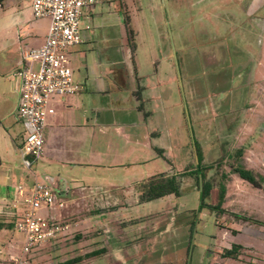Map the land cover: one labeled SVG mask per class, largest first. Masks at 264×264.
I'll use <instances>...</instances> for the list:
<instances>
[{
	"label": "rangeland",
	"instance_id": "obj_1",
	"mask_svg": "<svg viewBox=\"0 0 264 264\" xmlns=\"http://www.w3.org/2000/svg\"><path fill=\"white\" fill-rule=\"evenodd\" d=\"M122 10L131 19L135 51L127 45ZM85 13L91 25L85 34L91 40L70 49L74 80L84 83L89 71L95 89L94 72L95 76H105V68L126 72V65L131 74L140 72L149 78L157 74L158 85L146 90V102L138 98V104L154 110L152 124L162 137L159 146L149 144L145 122L135 119L133 95L139 97L143 91L133 78L126 77V87L119 90L93 93L97 124L87 120L84 126L80 118L92 117L90 111L67 106L74 103L73 97L86 95L82 89L53 95L56 121L50 116L46 155L35 169L57 192L76 187L67 198L73 195L77 203L68 201L57 212L63 221L82 222L33 249L30 264H64L80 257L81 250H107L101 247L104 244L109 246L108 256L103 251L71 264H224L220 253L234 242L232 235L220 231L224 220H232L230 229L236 227L233 220H240L232 212L264 220V0H108L86 8ZM0 35L8 45L17 40L15 30ZM121 42L127 56L109 48ZM178 73L203 156V184L210 185L206 202L221 203L226 212L199 209L197 158ZM103 79L109 82L108 77ZM143 82H148L145 77ZM118 98L123 109H107ZM101 107L106 110L100 112ZM114 118L136 122L140 143L126 144L125 138L114 135V127L107 125ZM13 119L21 140L24 127L17 113ZM113 154L117 164L111 166ZM0 155L11 158L0 168V190L14 192L18 184L31 182V174L18 164L12 143ZM237 167L252 169L261 187L242 179ZM162 173L176 175L182 195L142 198L139 186ZM4 196L0 221L9 222L15 220V208L10 195ZM12 230L5 238L0 235V249L13 242V251L21 252L24 233ZM1 254L0 263L8 262Z\"/></svg>",
	"mask_w": 264,
	"mask_h": 264
},
{
	"label": "built area",
	"instance_id": "obj_2",
	"mask_svg": "<svg viewBox=\"0 0 264 264\" xmlns=\"http://www.w3.org/2000/svg\"><path fill=\"white\" fill-rule=\"evenodd\" d=\"M106 1L32 0L34 16L50 19L45 43L26 50L24 58L27 66L15 73L22 83L17 113L24 127L18 151L21 163L32 180L16 186L12 204L15 208V229L24 233L21 252L10 254L8 262L0 264H30L29 254L33 249L57 239L69 228L68 222L63 221L57 212L65 208L66 201L40 179L35 164L45 153L46 119L55 112L51 97L73 93L83 87L74 80L70 49L84 42L85 10ZM86 28L90 29L91 25ZM40 210L52 213L43 215Z\"/></svg>",
	"mask_w": 264,
	"mask_h": 264
},
{
	"label": "crops",
	"instance_id": "obj_3",
	"mask_svg": "<svg viewBox=\"0 0 264 264\" xmlns=\"http://www.w3.org/2000/svg\"><path fill=\"white\" fill-rule=\"evenodd\" d=\"M3 6H2V14L0 15V34H4L5 30L7 33H12V31H16L17 33V40H14L10 43V45L6 44L4 41L2 35H0V151L8 149L10 147V144L14 146V149L16 151L17 157H18V164H21V157L18 151L19 145L21 140L23 139V135L21 140H18L16 137V134H18L15 131V122L13 119V116L17 113L18 105L21 97V91H22V83L21 79L18 78L15 73L19 70L25 68L27 66V61L24 58V52L29 49L38 48L42 46L47 38L49 27H50V19L49 18H36L33 13L32 9V0H1ZM93 7V6H92ZM83 25L84 30L83 33H87L90 29H87L86 26L90 25L86 13H84L83 17ZM84 36V42L87 43L91 40V35H83ZM123 37V36H122ZM81 43V44H83ZM79 44V45H81ZM109 48L114 47L116 51H121L122 55H126L125 51L123 50V43L121 42L119 45L111 46L109 45ZM14 48V49H13ZM113 49V48H112ZM118 51V53H119ZM127 56V55H126ZM82 57H85V54H82ZM89 58H86L84 63H87V60ZM103 63V60L100 59V64ZM126 64L127 62L124 61ZM87 68H89L91 64H86ZM126 72H122L121 69L118 71L117 69L113 70L111 68H105L104 69V75L105 76H95V72L93 75V82L95 83V89H93L92 86V80H91V74L89 71H87L86 80L82 84V90L85 91L86 95H83V98L81 96L73 97L74 103H68L67 106L69 108H82L85 110V112L90 111L92 117L86 118L85 116L80 118V122L84 126L87 125V120L95 122L97 124V112L98 107L95 103H91V98L93 93H102L106 92L108 88H112L113 90H119L121 86L126 87V77L133 78L135 81L138 80V87L142 88V94L140 97H135V94L133 92L134 97V104L131 107L132 111H134L135 119L140 122L143 120L146 125V129L148 130L149 134L146 132L147 138L149 140V144L154 146L158 145V140L162 137L161 132L156 134V130L161 131L157 128L156 125L152 124L153 120V112L154 110H148L145 105L140 107L138 104V98L140 102H146V90L152 88H155L158 85L157 80V74L153 76V78L146 77L143 74H140V72H134L131 74L130 68L126 65L125 66ZM139 70L138 68L136 71ZM135 71V70H134ZM113 76V78L110 77ZM104 77L109 78L108 80H104ZM144 77L146 81H148L146 84L143 82ZM132 80V79H131ZM157 82V83H156ZM131 83H129L128 87H131ZM122 102L121 98L116 99V104L112 106H108L107 109H111L113 111H121L123 107L117 103ZM157 104V103H155ZM53 105V104H52ZM54 107V105H53ZM127 109V108H126ZM106 110L105 107L100 108V112H103ZM56 113V111L52 114H49L46 119V127L49 126V118L52 117V121H56V117L53 116ZM18 115V113H17ZM136 122L133 124L131 123H121V122H115V118L112 120V122L107 123L108 128H111V126L114 127L113 134L117 137L125 138V143H140V139H136L137 137V130L135 127ZM94 125V123H93ZM137 125V124H136ZM134 130V131H133ZM45 133V130H44ZM111 133V132H110ZM47 144V139L45 138ZM124 140V139H122ZM159 148V147H158ZM165 150L164 147H160ZM165 152V151H164ZM166 153V152H165ZM46 155V153H45ZM4 158V159H3ZM111 166L117 164L116 155L113 154L111 157ZM5 160H11L10 157L7 155H0V168L3 166V162ZM5 166V165H4ZM19 169V168H18ZM167 172H170L169 170ZM1 177V176H0ZM30 181V180H29ZM28 181V182H29ZM27 182V183H28ZM0 186L3 187V184L0 183ZM76 187L69 186L68 189H58V193L61 194V197L66 201H71L77 203L79 199L75 198L73 195L70 198L71 194H73V189ZM14 190V189H13ZM0 197H5L4 195L9 194L10 198H14L15 190L14 192L10 189H1ZM4 194V195H3ZM182 194V193H181ZM171 197H174L173 195H168ZM167 197V196H165ZM164 198V197H162ZM160 199V198H159ZM74 205V203H71ZM70 215H74L73 212L68 213ZM68 221V220H67ZM236 222V227L231 228L230 224L232 220H224L223 224L219 226L220 231L223 232V235H229L233 238L234 243L242 244L245 249L243 250V253L240 255L239 259H232V258H225L224 264H264V220H233ZM82 222V221H81ZM81 222L74 223L71 221H68L69 228H73V226H78ZM233 224V223H232ZM15 228V227H14ZM68 228V229H69ZM222 228V229H221ZM4 230V231H3ZM0 231L2 232L0 235L9 236L12 232L14 233V230L12 228L3 227L0 228ZM10 233V234H8ZM13 235V234H12ZM13 242L9 246H3V249H0V252L2 253V256L9 257L10 254L15 253L13 251ZM101 247L109 248L106 244L102 245ZM93 250H81L77 253L79 256H87ZM105 250L104 256H108L109 251ZM121 249H117V254L122 255ZM220 252V251H219ZM18 253V252H16ZM228 259V260H226ZM8 260V259H7ZM232 261V262H231Z\"/></svg>",
	"mask_w": 264,
	"mask_h": 264
},
{
	"label": "trees",
	"instance_id": "obj_4",
	"mask_svg": "<svg viewBox=\"0 0 264 264\" xmlns=\"http://www.w3.org/2000/svg\"><path fill=\"white\" fill-rule=\"evenodd\" d=\"M124 10H122V14L124 16V24L126 27V31H127V38H128V44L131 47L132 51L136 50V44L134 43L133 40V29L131 27V19L129 17L128 14H124ZM141 87H139L140 89ZM138 89V91H139ZM139 97H140V91L138 93ZM143 106V103L141 104V107ZM197 143V149H198V157H199V161L197 162L196 160V171L198 173V179H199V174L201 173L203 175V178L206 180V174L203 171V167L202 162H203V156H202V152L200 149V145ZM236 172L238 173V175L250 182L253 186L255 187H261V183L259 182L256 174L254 173V171L252 169H248V168H244V167H237L236 168ZM139 190L140 193L142 195V198L146 199V200H154V199H158L161 197H165L168 195H173L174 197H180L181 194V189H180V183L176 177V175H169L168 173H162L160 175H156L153 178H151L149 181L142 183L139 186ZM210 194V185L207 183V181H205L204 183V190H203V194L201 195L200 199H201V205L199 206V209H203V208H208L211 210H218L220 212H226V209L220 204L218 205H212L206 202V198L209 196ZM221 197L223 198V190L221 192ZM233 216L236 217L237 219L240 220H249V217L247 216H242L241 214L232 212ZM196 221H193V225H196ZM3 227H7V228H13L15 227L14 225V220H9V222H4V221H0V228ZM195 226H193L192 229H194ZM245 249V247L242 244H237L234 243L230 248L229 247H225L222 252L220 253L222 257L225 258H232V259H239L240 255L243 253V250ZM103 249H96L95 251L90 252L89 256H95L98 255L100 253H102ZM83 258L80 256L78 258H73L71 260H67L65 261L64 264H71L75 261H80Z\"/></svg>",
	"mask_w": 264,
	"mask_h": 264
},
{
	"label": "water",
	"instance_id": "obj_5",
	"mask_svg": "<svg viewBox=\"0 0 264 264\" xmlns=\"http://www.w3.org/2000/svg\"><path fill=\"white\" fill-rule=\"evenodd\" d=\"M179 71L180 70L178 69V72ZM178 74H179V78H180L181 88L183 90L182 81H181V74L180 73H178ZM182 93H183V99H184V103H185V107H186L187 118L189 120V126H190L193 146H194V150H195L196 158H197V162H198L199 161V157H198V153H197V143H196V139L194 137V130H193V127H192V122H191V118H190V114H189V110H188V105L186 103V95H185L184 90L182 91ZM199 180H200V192H201V195H202L203 194V190H204V184H203V175L201 173L199 174ZM188 264H189V262H188Z\"/></svg>",
	"mask_w": 264,
	"mask_h": 264
},
{
	"label": "flooded vegetation",
	"instance_id": "obj_6",
	"mask_svg": "<svg viewBox=\"0 0 264 264\" xmlns=\"http://www.w3.org/2000/svg\"><path fill=\"white\" fill-rule=\"evenodd\" d=\"M194 130V129H193ZM191 133V132H190ZM195 134V133H194Z\"/></svg>",
	"mask_w": 264,
	"mask_h": 264
}]
</instances>
